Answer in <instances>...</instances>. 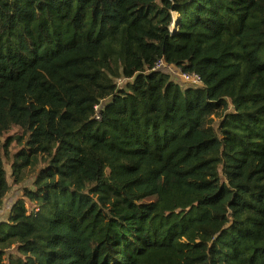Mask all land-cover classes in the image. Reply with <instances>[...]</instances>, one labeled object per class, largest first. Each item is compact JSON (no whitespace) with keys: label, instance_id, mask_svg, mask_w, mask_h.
Returning a JSON list of instances; mask_svg holds the SVG:
<instances>
[{"label":"trees","instance_id":"trees-1","mask_svg":"<svg viewBox=\"0 0 264 264\" xmlns=\"http://www.w3.org/2000/svg\"><path fill=\"white\" fill-rule=\"evenodd\" d=\"M14 188L0 264H264V0H0Z\"/></svg>","mask_w":264,"mask_h":264},{"label":"rangeland","instance_id":"rangeland-1","mask_svg":"<svg viewBox=\"0 0 264 264\" xmlns=\"http://www.w3.org/2000/svg\"><path fill=\"white\" fill-rule=\"evenodd\" d=\"M175 17H176V19H179L180 16L175 14ZM164 72L170 74L176 81L182 83L183 85H187L181 77L180 70H178L177 68H175V67L166 68V69H164ZM6 169H7L8 175H10L11 171H10L8 165L6 166ZM27 187H30V184H28ZM20 198H21V193L18 191L17 188H14L9 199H8V201H7V203H6V205L2 209H0V222L9 220L12 209H13L14 205L20 200ZM13 253H15V254L17 253V248L13 250ZM9 255H10V253L7 255V258Z\"/></svg>","mask_w":264,"mask_h":264},{"label":"built area","instance_id":"built-area-1","mask_svg":"<svg viewBox=\"0 0 264 264\" xmlns=\"http://www.w3.org/2000/svg\"><path fill=\"white\" fill-rule=\"evenodd\" d=\"M164 67H165V64H164L163 61L158 62V64L156 65V69H163ZM183 79L187 83H189L191 85L198 86V85L202 84L200 77L197 76V75H187V74H185V75H183ZM99 109H100V107H98L97 111H96V119H100V111H101V109L100 110ZM35 212H38V210H35Z\"/></svg>","mask_w":264,"mask_h":264}]
</instances>
